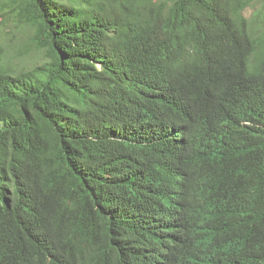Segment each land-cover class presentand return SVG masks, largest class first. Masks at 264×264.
Instances as JSON below:
<instances>
[{
  "label": "trees",
  "instance_id": "trees-1",
  "mask_svg": "<svg viewBox=\"0 0 264 264\" xmlns=\"http://www.w3.org/2000/svg\"><path fill=\"white\" fill-rule=\"evenodd\" d=\"M0 264H264V0H0Z\"/></svg>",
  "mask_w": 264,
  "mask_h": 264
},
{
  "label": "rangeland",
  "instance_id": "rangeland-1",
  "mask_svg": "<svg viewBox=\"0 0 264 264\" xmlns=\"http://www.w3.org/2000/svg\"><path fill=\"white\" fill-rule=\"evenodd\" d=\"M250 14H251V10L249 9V10L246 11L245 15L249 16Z\"/></svg>",
  "mask_w": 264,
  "mask_h": 264
},
{
  "label": "bare ground",
  "instance_id": "bare-ground-1",
  "mask_svg": "<svg viewBox=\"0 0 264 264\" xmlns=\"http://www.w3.org/2000/svg\"><path fill=\"white\" fill-rule=\"evenodd\" d=\"M229 136V135H228ZM162 155V154H161ZM65 231V230H64ZM39 256V255H38Z\"/></svg>",
  "mask_w": 264,
  "mask_h": 264
}]
</instances>
